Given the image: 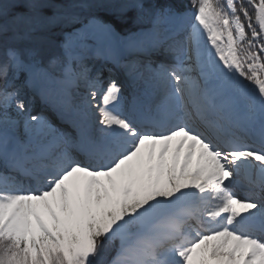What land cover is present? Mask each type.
Here are the masks:
<instances>
[{
    "label": "snow or ice",
    "instance_id": "1",
    "mask_svg": "<svg viewBox=\"0 0 264 264\" xmlns=\"http://www.w3.org/2000/svg\"><path fill=\"white\" fill-rule=\"evenodd\" d=\"M0 264H264V0H0Z\"/></svg>",
    "mask_w": 264,
    "mask_h": 264
},
{
    "label": "rangeland",
    "instance_id": "2",
    "mask_svg": "<svg viewBox=\"0 0 264 264\" xmlns=\"http://www.w3.org/2000/svg\"><path fill=\"white\" fill-rule=\"evenodd\" d=\"M90 56H92V54H90ZM90 64H95L96 66H99L100 64H102V60L99 59V58H95L93 56V58L90 60ZM108 66L111 67V64H109ZM123 95H125V94H123ZM41 108H42V110L38 112V110H40ZM34 111H36V112H34ZM41 113L43 115L47 116L51 120V117H52V114H53L51 108H47V105L44 104L39 99V97L37 96L35 98L34 102L31 105V114L32 115H37V114H41ZM51 121L56 127H58V128L62 127V124H59V122H57L56 120L52 119ZM64 129L68 130V131H71L67 126H64ZM235 190L242 193V190L239 189V188H236Z\"/></svg>",
    "mask_w": 264,
    "mask_h": 264
},
{
    "label": "bare ground",
    "instance_id": "3",
    "mask_svg": "<svg viewBox=\"0 0 264 264\" xmlns=\"http://www.w3.org/2000/svg\"><path fill=\"white\" fill-rule=\"evenodd\" d=\"M102 63H104L103 60H102ZM106 75H107V72H105V76H106ZM123 94H126V93L123 92ZM47 108H50V107L47 105ZM41 110H42V108H41L40 110H38V112L41 111ZM34 112H36V111H34ZM60 124H61V123H60Z\"/></svg>",
    "mask_w": 264,
    "mask_h": 264
},
{
    "label": "trees",
    "instance_id": "4",
    "mask_svg": "<svg viewBox=\"0 0 264 264\" xmlns=\"http://www.w3.org/2000/svg\"><path fill=\"white\" fill-rule=\"evenodd\" d=\"M188 0H184V3L187 4Z\"/></svg>",
    "mask_w": 264,
    "mask_h": 264
}]
</instances>
